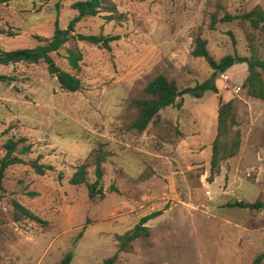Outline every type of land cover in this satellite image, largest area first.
Here are the masks:
<instances>
[{
    "label": "rangeland",
    "instance_id": "obj_1",
    "mask_svg": "<svg viewBox=\"0 0 264 264\" xmlns=\"http://www.w3.org/2000/svg\"><path fill=\"white\" fill-rule=\"evenodd\" d=\"M72 1L0 3V47L43 42L56 18L67 26L76 13ZM107 1L112 11L85 16L75 29L118 34L109 49L79 40L77 70L65 57L68 43L52 52L55 63L80 77L81 88L61 87L44 60L0 64L8 76L0 78V156L8 136H25L31 149L22 155L53 165L42 174L28 163L6 167L0 264H58L68 251V264H101L115 252L116 234L153 210L161 212L146 221L150 234L119 251L117 263L255 264L263 253L257 264H264V206L229 203L264 200V96H252L242 85L248 73L243 62L219 74L218 91L183 93L180 105L162 107L142 131L128 126L136 112L131 98L143 95L158 72L179 87L211 74L204 57L191 53L196 34L206 37L217 59L235 52L264 59V31L236 16L256 4L264 10V0ZM225 14L231 18L222 19ZM219 94L232 99L240 146L209 179ZM96 147L106 154L104 196L90 198L85 183L71 184L68 177ZM88 170L93 179V166ZM15 199L44 221L14 219Z\"/></svg>",
    "mask_w": 264,
    "mask_h": 264
},
{
    "label": "trees",
    "instance_id": "obj_2",
    "mask_svg": "<svg viewBox=\"0 0 264 264\" xmlns=\"http://www.w3.org/2000/svg\"><path fill=\"white\" fill-rule=\"evenodd\" d=\"M9 0H0V3ZM107 0H73L71 6L76 10V13L69 19L66 27L59 25L58 18L55 19L53 32L49 37H46L43 42H38L34 46H24L5 49L0 47V64L14 63L17 61L38 62L44 60L48 63V69L54 73L61 87L67 90H77L81 88L82 81L80 77L67 69L62 68L54 62L52 52L57 51L60 47L68 43L66 46L65 57L69 66L73 69L80 68V62L83 57V52L78 44L79 40L97 44L109 49L111 40L118 37V34L104 33H85L76 31V23L85 16L96 15L100 10L112 11L113 6L108 4ZM242 19H246L255 27L264 31V10L259 4H256L246 12L236 15ZM106 18H112L111 12L106 14ZM229 14H225L222 19H230ZM216 20L215 15L211 18V25ZM39 40L43 37L37 35ZM194 56H202L212 68L209 76L193 85L179 87L177 81L169 77L163 72H158L150 78L143 87L144 94L131 98V103L135 107L136 112L130 120L129 128H134L137 131H142L146 128L149 122H154L158 119L159 111L167 105H180L181 101L177 97L183 93H190L194 96H202L207 89L218 91L216 78L220 73L236 62H246L248 73L242 83L246 87L248 94L262 98L264 96V80L262 70H264V59L258 57H248L238 53H226L218 59L210 53L207 47V39L201 34L194 36V45L191 50ZM259 67V68H258ZM8 76L0 72V78L6 79ZM237 124L236 114L232 99L223 100L219 94V104L217 108V132L212 140L209 179H212L215 173L220 170V161L226 157L234 155L240 146V130L234 128ZM25 136H8L3 142L4 152L0 156V189L3 188V178L5 169L10 164L28 163L35 172L42 174L47 169H52L50 163L40 162L38 157L25 158L22 154L28 153L31 149L30 142H25ZM106 154L101 147L94 148L89 156L78 163L68 177L71 184L85 183L87 193L90 198L96 196H104V186L102 183L103 177V162ZM89 166H93L94 178H89ZM61 176V175H60ZM111 187H113L111 185ZM231 205H239L243 207L259 208L264 206V200L259 198L253 201L234 200L229 202ZM14 219L20 217H31L37 221L44 220L34 213L30 208L13 200ZM161 210H153L144 214L130 228L122 233L116 234L117 248L115 252L105 257L101 264H119L116 262L118 252L121 250H130L133 246L132 241L141 235L148 236L150 234L149 225L146 221L158 215ZM263 256L260 253L254 260L257 264ZM72 258L71 251L66 252L60 259L58 264H68Z\"/></svg>",
    "mask_w": 264,
    "mask_h": 264
},
{
    "label": "crops",
    "instance_id": "obj_3",
    "mask_svg": "<svg viewBox=\"0 0 264 264\" xmlns=\"http://www.w3.org/2000/svg\"><path fill=\"white\" fill-rule=\"evenodd\" d=\"M234 64H235V63H234ZM241 64L243 65V67H244L243 69L245 70V67H247L246 64H245V62H243V63H241ZM246 73H247V70H246ZM225 99H230V96L225 97Z\"/></svg>",
    "mask_w": 264,
    "mask_h": 264
},
{
    "label": "built area",
    "instance_id": "obj_4",
    "mask_svg": "<svg viewBox=\"0 0 264 264\" xmlns=\"http://www.w3.org/2000/svg\"><path fill=\"white\" fill-rule=\"evenodd\" d=\"M223 72H224V71H223ZM223 72H222V73H220V74H222V75L224 76L225 74H224Z\"/></svg>",
    "mask_w": 264,
    "mask_h": 264
}]
</instances>
